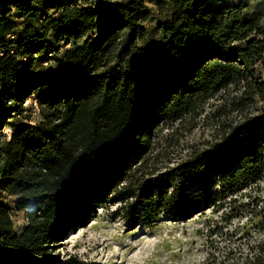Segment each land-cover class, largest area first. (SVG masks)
<instances>
[{"label": "trees", "instance_id": "obj_1", "mask_svg": "<svg viewBox=\"0 0 264 264\" xmlns=\"http://www.w3.org/2000/svg\"><path fill=\"white\" fill-rule=\"evenodd\" d=\"M154 2L166 13L154 61L140 44L146 0H28L0 13V196L15 197L27 220L16 233L0 201V264H55L52 249L93 203L119 200L127 223L188 219L264 181L261 15L242 0ZM51 61L64 68L37 71ZM230 90L240 92L231 109L257 100L258 113L171 172L139 175L158 124ZM28 99L34 124L22 119Z\"/></svg>", "mask_w": 264, "mask_h": 264}, {"label": "rangeland", "instance_id": "obj_2", "mask_svg": "<svg viewBox=\"0 0 264 264\" xmlns=\"http://www.w3.org/2000/svg\"><path fill=\"white\" fill-rule=\"evenodd\" d=\"M154 1L146 0L152 18L144 23L147 36L140 43L150 61L158 58L162 47L157 21L166 16ZM242 1L264 22V0ZM15 4L8 5L14 15ZM17 19L22 27L21 19ZM89 38H93L90 33L79 43ZM63 68L56 61L36 66L37 71L44 69L49 75ZM256 68L264 80V65ZM239 94L235 90L218 93L179 120L158 124L139 175L147 178L171 172L206 149L222 127L256 115L262 106L257 100L243 109H231V100ZM30 104L31 99L24 103L27 107ZM38 118V109L32 106L22 119L34 124ZM0 201L10 208L14 231L20 233L27 220L16 208V198L1 195ZM218 203L188 219L161 215L150 223H127L119 200L93 203L84 223L65 234L52 249L55 264H264V181L227 195Z\"/></svg>", "mask_w": 264, "mask_h": 264}, {"label": "water", "instance_id": "obj_3", "mask_svg": "<svg viewBox=\"0 0 264 264\" xmlns=\"http://www.w3.org/2000/svg\"><path fill=\"white\" fill-rule=\"evenodd\" d=\"M28 0H0V13H5L8 5L13 3L25 4Z\"/></svg>", "mask_w": 264, "mask_h": 264}, {"label": "built area", "instance_id": "obj_4", "mask_svg": "<svg viewBox=\"0 0 264 264\" xmlns=\"http://www.w3.org/2000/svg\"><path fill=\"white\" fill-rule=\"evenodd\" d=\"M0 51H1V49H0ZM31 104L33 105V107H35L36 109H38V108H37V103H36V101H35L34 99L31 100ZM2 132H3L4 134H6L7 138H9V136H10V129H9V128L4 127V128L2 129Z\"/></svg>", "mask_w": 264, "mask_h": 264}]
</instances>
